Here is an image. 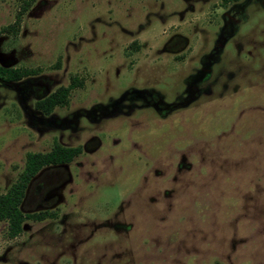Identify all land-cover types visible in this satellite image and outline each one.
Masks as SVG:
<instances>
[{"label":"rangeland","instance_id":"rangeland-1","mask_svg":"<svg viewBox=\"0 0 264 264\" xmlns=\"http://www.w3.org/2000/svg\"><path fill=\"white\" fill-rule=\"evenodd\" d=\"M0 65L38 71L0 81V195L29 153L83 149L27 188L52 216L0 222V264H264V0H39Z\"/></svg>","mask_w":264,"mask_h":264},{"label":"trees","instance_id":"trees-1","mask_svg":"<svg viewBox=\"0 0 264 264\" xmlns=\"http://www.w3.org/2000/svg\"><path fill=\"white\" fill-rule=\"evenodd\" d=\"M19 11L13 25L0 30L1 34L15 35L19 33L26 14L39 0H18ZM37 70L14 69L0 65V81L4 83H18L22 80L35 76ZM84 82L77 77L72 78L68 87H61L56 92L36 103V109L45 115H51L58 107L68 104L70 94L73 90L82 88ZM83 152L82 147L67 148L54 142L53 148L47 153H29L27 155L25 169L17 182L6 194L0 195V222L8 223V236L17 238L23 233L24 223L28 220L44 221L52 216L47 213L24 214L21 206L26 196V191L31 181L47 167L64 166L72 163Z\"/></svg>","mask_w":264,"mask_h":264}]
</instances>
